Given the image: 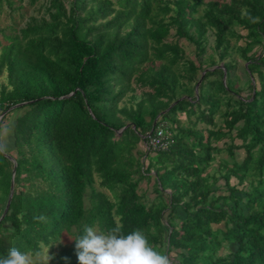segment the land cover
Listing matches in <instances>:
<instances>
[{
  "label": "trees",
  "instance_id": "16d2710c",
  "mask_svg": "<svg viewBox=\"0 0 264 264\" xmlns=\"http://www.w3.org/2000/svg\"><path fill=\"white\" fill-rule=\"evenodd\" d=\"M22 2L0 0V256L66 234L49 264H79L86 225H122L170 264H264V0Z\"/></svg>",
  "mask_w": 264,
  "mask_h": 264
},
{
  "label": "clouds",
  "instance_id": "9594fccd",
  "mask_svg": "<svg viewBox=\"0 0 264 264\" xmlns=\"http://www.w3.org/2000/svg\"><path fill=\"white\" fill-rule=\"evenodd\" d=\"M7 147L6 143L0 142V152H5ZM34 219L45 222L47 217L41 214ZM74 240L79 264H170L169 257L152 246L138 229L125 235L122 225L110 228L106 233L86 225L83 234ZM46 259L49 264L52 257L47 255ZM0 264H34V259L30 252L13 247L0 256Z\"/></svg>",
  "mask_w": 264,
  "mask_h": 264
},
{
  "label": "rangeland",
  "instance_id": "374dc122",
  "mask_svg": "<svg viewBox=\"0 0 264 264\" xmlns=\"http://www.w3.org/2000/svg\"><path fill=\"white\" fill-rule=\"evenodd\" d=\"M48 2H49V0H39L34 7H29L28 6V0H23V2H22V6H23L22 13L17 12V14H23V18L25 19V21L30 16H42V15H44V10H45L46 6H48ZM42 4H43V6H41ZM37 10H39V11H37ZM7 23H9L8 19L5 22V24H7ZM2 24L4 25V22ZM241 69L242 68H239L238 73H241V75H242L241 79L243 81V80H245L244 79L245 77L243 76ZM137 93H139V91H137ZM242 96H246V93L243 92ZM166 121H168V120L166 119ZM167 124L169 125V123H167ZM222 145H223V142H220L219 146L222 147ZM222 157L228 159V157L225 153L222 154ZM242 157H243V152L240 151L238 153V160H240ZM151 159H152L151 157H148L147 161H149ZM229 162H232V161L229 160ZM210 172L213 173L214 171L211 170ZM220 184H222V182H220ZM141 185L143 187L146 186V184H144V183H142ZM148 187L150 188V187H152V185L150 184ZM149 191H151V190H149ZM106 193H108V192H106ZM153 196H154L153 194L150 195V197H152V199H153ZM146 197H147V195H146ZM72 241H73V237L71 235L64 234L57 243H54L52 245V247L50 249L48 247L43 248V253L41 256L33 257L34 264H48L46 257H47V255L50 256V252L56 253L63 248H67L71 245Z\"/></svg>",
  "mask_w": 264,
  "mask_h": 264
},
{
  "label": "water",
  "instance_id": "95a60500",
  "mask_svg": "<svg viewBox=\"0 0 264 264\" xmlns=\"http://www.w3.org/2000/svg\"><path fill=\"white\" fill-rule=\"evenodd\" d=\"M217 68H222V65L217 66ZM199 84H200V81H199V82L196 84V86H195V93H196V94H197V91H198ZM70 95H72V94H70ZM25 104H27V103H25ZM22 105H23V104H18V105H16V106L12 107V108L15 109V108L20 107V106H22ZM8 110H11V109H8ZM7 112H8V111L3 112V113L0 115V120H1V118H2ZM154 126H155V122L153 123V127H154ZM127 127H128V125L125 126L123 129H121V131L119 132V134H120L123 130H125ZM151 132H152V130H151ZM151 132H150V133H151ZM150 133H149V134H150ZM0 153L3 154L4 157H5L6 159H8L9 161H11V162L14 164L13 171H12V178H11V182H10L9 193H8V196H7V200H6V203H5V207H4L3 211H2V214L0 215V223H1L2 220L5 218V216L7 215L8 211H9L10 204H11V200H12V197H13V194H14V181H13V176H14V174H15V161H14V159H13L11 156L5 154L4 152H0Z\"/></svg>",
  "mask_w": 264,
  "mask_h": 264
},
{
  "label": "built area",
  "instance_id": "2783aa9c",
  "mask_svg": "<svg viewBox=\"0 0 264 264\" xmlns=\"http://www.w3.org/2000/svg\"><path fill=\"white\" fill-rule=\"evenodd\" d=\"M169 147V140L166 136L165 127L159 125L149 137L147 149L155 152L165 151Z\"/></svg>",
  "mask_w": 264,
  "mask_h": 264
}]
</instances>
